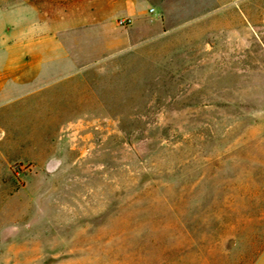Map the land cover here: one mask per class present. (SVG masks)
Here are the masks:
<instances>
[{
	"label": "rangeland",
	"instance_id": "obj_1",
	"mask_svg": "<svg viewBox=\"0 0 264 264\" xmlns=\"http://www.w3.org/2000/svg\"><path fill=\"white\" fill-rule=\"evenodd\" d=\"M9 1L57 118L2 126L0 264H264V0Z\"/></svg>",
	"mask_w": 264,
	"mask_h": 264
},
{
	"label": "crops",
	"instance_id": "obj_2",
	"mask_svg": "<svg viewBox=\"0 0 264 264\" xmlns=\"http://www.w3.org/2000/svg\"><path fill=\"white\" fill-rule=\"evenodd\" d=\"M41 7L33 1L0 0V133L11 119L22 122L18 101L26 94H37L38 108L46 107L45 124L52 123V103L57 108V88L48 76L57 68L59 40L50 15L39 14ZM69 56L73 61L74 55ZM53 118L56 122V110Z\"/></svg>",
	"mask_w": 264,
	"mask_h": 264
}]
</instances>
